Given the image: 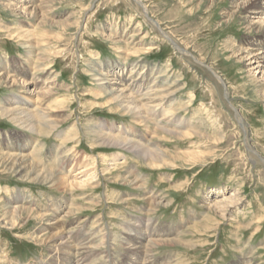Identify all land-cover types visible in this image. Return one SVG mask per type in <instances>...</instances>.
Returning <instances> with one entry per match:
<instances>
[{
    "label": "rangeland",
    "instance_id": "obj_1",
    "mask_svg": "<svg viewBox=\"0 0 264 264\" xmlns=\"http://www.w3.org/2000/svg\"><path fill=\"white\" fill-rule=\"evenodd\" d=\"M95 1L94 6H90L89 0H59L55 11L57 15L49 14L48 16L53 18L55 24L63 20L70 22V15L75 12L81 18L79 35L73 29L69 31L72 36L66 35V37L62 28L39 27L37 24L39 20L30 24L31 20H28L24 12H21L22 10H17L14 14L0 8V63L2 66L4 63L6 67L17 66L20 69V64L23 63L29 68L33 67L37 55L27 53L21 45L27 41H21L15 37L23 39L30 37L40 42L42 39L38 37L45 36L44 40H50L47 42L51 44L47 46L49 54L63 52V55L50 60L52 71L59 73L58 84H60L61 92L55 96V101L60 102L63 108V112L55 114V119L60 124L58 131H54L49 136H35L38 144L34 148L35 144L33 146L26 144L23 141L25 139L17 137L21 132L18 126L0 118V148L16 154H29L38 161L41 169L59 171L62 177L71 169L74 170L71 175L81 171V164H84V161L90 162L95 168L97 182L95 183L97 187L76 190L73 194H68L57 185L28 183L19 177L11 176L8 172L0 171V204L6 203L9 199L15 205L22 204V207H30L38 214L49 213L50 217H54L53 213L57 210L64 209L67 212L72 208L76 210L80 206L85 207L67 218L65 227L68 229L73 225L74 232L81 231L80 233L83 234L84 230L74 229L77 222H87L91 231L97 228L96 220L98 221V218L102 216L104 224L110 225L113 233H116L114 235L117 240L113 245L116 253L114 264H121L124 260L125 252L122 250L124 247L120 243L122 232L125 233L127 227H131L133 223H138L141 227L145 224L143 228H147L151 221H153L151 222L153 227L150 228H156L160 232H168L170 228L177 229L178 232H183L187 227L189 229H186V233L184 232L181 236L183 244L162 245L151 253L153 258L145 252L146 264H241L243 261L264 264V91L256 88L253 78L251 79L244 71L245 63L230 57L231 54L227 52V47L230 46L254 49L248 42H252L253 37L259 34L246 31L247 24L243 19L247 14L241 10L242 12L234 17V21L227 24L228 18H224V13L228 11L227 8H231L233 0H139L145 6H149L147 14L135 0ZM0 2L3 1L0 0ZM40 2V0H32L28 4L27 0L26 3L18 4V7L40 4ZM259 17L264 18L263 15ZM110 27L114 28L115 34L137 29L147 34L149 44L159 46L152 51H144L129 57L128 53L118 51L115 48L118 46H113L98 35L102 32L108 34ZM98 30L101 32L99 33ZM163 33H167L183 53L176 51ZM50 36L53 39H49ZM56 37L61 39L56 41ZM258 37L263 40L264 33ZM63 39L66 41L63 42ZM30 41L36 42L33 40L28 42ZM260 53H264V50ZM28 61L33 62L29 64ZM94 61L98 62L99 66L107 65L109 71H113L120 65L129 68L133 67V64H140L134 73L135 76H138L140 67L145 65L155 72L168 70L171 78H168L167 74L165 77L161 76L157 85L179 78L180 89L174 94L173 107H170L168 103L162 106L163 108H157L155 117L153 113L145 114V120L143 119V123L140 124L133 119L134 117L121 114V111L112 106L107 97L94 86L96 83L91 77ZM108 65L111 66L108 67ZM0 72L4 71L0 70ZM150 72L151 70L147 75L149 81L147 78L145 81L147 83L152 80ZM128 83L124 82L122 85L127 87ZM175 87L176 83L172 88L173 91L176 90ZM136 91L132 93L140 94L139 90ZM11 96L8 90L0 88V104H3L6 99H12ZM135 97L139 98V96ZM184 103H188V107H185ZM167 110L176 113L179 121L183 119L188 122V126L184 130L176 129L175 121L172 124H167L165 121L163 124H166V128L173 129L174 133L182 135L188 133L190 137L177 138L172 135L154 133L155 127L158 126L156 123H159ZM239 117L243 120L241 124ZM105 123H108L107 125L114 123L116 127L122 128L121 130L119 128L105 129L104 132L135 141L143 146L138 148L150 149L156 145L166 153L168 152L166 162L163 165L159 163V166H149L142 160L144 150L133 151L127 148L110 147L88 133L89 128H100ZM124 126L130 128L132 133H126L123 130ZM31 136L33 135H30V138ZM66 137L69 140L67 143L64 142ZM247 140L250 142L247 143ZM150 142H152L151 145ZM33 148L40 152H37L39 156L36 152H32ZM250 148L257 154L251 152ZM69 149L76 153L67 155L66 152ZM192 151L196 155L192 158L187 157L188 153H193ZM122 155L126 157L124 165L114 169L113 160L120 161L123 158ZM176 155H184L185 158L178 160L171 157ZM125 167L140 176L139 184L144 183V186L135 189L134 186L127 185L123 181L116 182L124 175ZM220 190L225 192L221 193ZM19 191L23 193V197L18 196ZM211 191H215L216 194H211ZM225 193L227 197L233 195L231 198L238 195L243 206L240 204L231 208L229 217L222 219L214 212L207 210L208 205L205 204ZM209 194L211 196L208 197ZM25 196H28L26 200ZM146 197L156 201L159 197L165 200L155 212L148 214L149 205ZM93 200L98 202L95 201L93 204ZM123 200L126 201L123 202ZM42 224L41 221L34 220L18 229L0 225V263L57 262V253L51 247L36 245L29 239L30 234ZM82 226L88 231L87 226ZM174 233L177 232L174 231ZM101 249L108 250L109 246ZM251 256L254 258L252 259Z\"/></svg>",
    "mask_w": 264,
    "mask_h": 264
},
{
    "label": "bare ground",
    "instance_id": "obj_2",
    "mask_svg": "<svg viewBox=\"0 0 264 264\" xmlns=\"http://www.w3.org/2000/svg\"><path fill=\"white\" fill-rule=\"evenodd\" d=\"M2 1L3 2H0V8L2 10H7V11H10L11 13H14V14L17 12V10H22L21 12H24V15H26L28 20H31V21H29L30 24L31 23L34 24L36 22V20H39L37 23L39 27L43 26V27H46L49 29H61L62 28V30H63L62 32L65 35V37H66V35L72 36V33H69V31H72L73 29L76 31V34L79 35V32H80L79 27H81V24H80L81 18H80V16L77 15V12L70 15V18H71L69 20L70 22L67 23V20L58 21V22H56L57 25L53 21L52 17H48L49 14L57 15V13H55V11L57 9V4H58L59 0H40L41 1L40 4H34V5H28L32 2V0H28V4L26 7H23L22 5L18 7V4H21L24 2L26 3L27 0H2ZM238 1H240V2H238ZM95 2H96L95 0H89L90 6L91 5L94 6ZM135 2L138 3V5L142 6L145 14H147V8L149 6H145L139 0H135ZM227 10L231 12L230 13V12L226 11L224 13V18H228V20L226 21L227 24H230L231 21H234L233 19L237 15V13L242 12L241 10H244L245 14H247L243 19V20H245V23L247 24V26L245 28L246 31L253 32V33L255 32L256 34H259L262 36V33H264V18H260L259 16L260 15L264 16V0H233V5L231 6V8H229V9L227 8ZM151 23L155 24V22H151ZM157 24H158V22H157ZM109 29H110L111 33L109 32L108 34H105L104 32H102L103 33L102 34V33H100L101 31L98 30V32L100 33L98 35H100V37L103 40H106L109 43H111L113 46L114 45L118 46V47H115L118 51H120V52L122 51V53L124 52L125 54L128 53L127 55L129 57L131 55H138L144 51H147V52L152 51L159 46V45L155 46L153 43L149 44L147 42V34L146 33L144 34L137 29H133L132 31H130V30L126 31L125 30V32L116 33V34L114 33L116 31L113 30L114 29L113 27H110ZM118 32H119V30H118ZM77 35H76V37H77ZM259 35H256L255 37L252 36L254 38L253 41L248 42L249 46L254 48L253 50H255L256 52L250 48L249 49H247V48L242 49V48H235V46L227 47V52H229V54H231L230 57H235L238 61H242L245 63V66H244L245 70L244 71H246V73L249 75V77H251V79L253 78L252 81L256 85V88L264 91V55H263L264 53H260V51L264 50V42H263L264 39L260 40V37H258ZM59 36H61V35H59ZM163 36L170 42V44L173 46V48L176 51L183 53V51L177 46V44L173 40H171L170 37H168L167 33L166 34L163 33ZM8 37L12 38L11 36H8ZM40 37H42V38H40ZM15 38H17V39L19 38V40H21V41L24 40L27 42L29 40L36 41L35 43H33L32 41H30V43L25 42V43H22L21 45L24 47L25 50H27V53H31V55H34V56L37 55V56L35 57V59H36L35 62H33V61L29 62L28 61L29 64H31V62H33V67L28 65V66H30V68L23 65V63L20 64V67H19L20 69H18L17 66L16 67H10V66L6 67L4 65V63H2L3 64V66H2L0 63V67H1L0 70L4 71L2 73L0 72L1 73L0 74V88L2 90H8V92L10 94H12V96H11L12 99H6L4 101V103H3V104H5L4 106H3V104H0V118L6 119L9 122H12L14 125L18 126L17 128L21 132L19 133V135L17 137L19 139H25L23 141H25L24 143H26V144H30L32 146L35 144L34 148H36L37 147L36 145L38 144V142H37L35 136H39V135L49 136L54 131H58V128L60 127L59 122L56 121V119H55L56 118L55 114L63 112V108L61 107L60 102L55 101V96L59 95L61 92L59 89L60 84H58L59 73H55L52 71V69L50 67L51 66L50 60H52L54 57H56L58 55H63V52H55V54H49V51L47 50V46L51 45V44L49 42H47L50 40H44L45 36H39L38 37L40 40L42 39V41H40V42H37V40L35 38H30V37H27L25 39H23L22 37H15ZM48 38L53 39L52 36H50ZM60 39L61 38L56 37L55 40L58 41ZM55 40H54V42H55ZM63 40H64L63 42L66 41V39H63ZM51 43H53V42H51ZM40 45L43 48L42 47L39 48L38 46H40ZM124 45L125 46L128 45V47L125 48ZM229 45H231V44H229ZM130 47H131V49H129ZM36 52H37V54H36ZM27 56H30V54H27ZM27 58H29V57H27ZM29 59H31V58H29ZM94 63L95 64L91 69L92 81L96 83L94 86L99 89L101 94H103L107 97V99L109 100V103L112 106L114 105L116 107V109L121 111V114L134 117L133 119L135 121H138V123L140 124V123H143V119L145 120V114L149 115V113H153L154 117H155V115L157 114L155 112L157 108H163L162 106L168 105V103H169L170 107H173L172 103H174V101H175L174 94L179 92L178 90L180 89V86H179L180 81H178L179 78L177 77L173 81L167 80L166 84L161 83L159 86L157 85L159 83L161 76L165 77L166 74L167 75L169 74L168 70L162 71L159 69L160 71L156 70V72H155V70L147 68V65H145V66L140 67V70H139L140 72L139 71L137 72L138 76H135L134 73H136L137 68L140 64L139 65H137V63H136V65L133 64V67H129V68H126V66L120 65L119 67H116L115 69H113V71H109L107 69L106 64H105L106 66H99L100 64L98 62L94 61ZM110 66L111 65H108V67H110ZM146 68H147V71H146ZM144 69H145V71H144ZM150 70H151L150 73H151L152 80L150 81V83H147L145 81L147 79L149 81V78H148L149 76H147V75L149 74L148 71H150ZM256 74L261 75V77L258 78ZM169 77L170 76L168 75V78ZM124 82H129L127 84V87H124L122 85ZM145 83L147 84V86L148 85H150V86L147 87ZM175 83H176V87L174 89H176V90L173 91L172 88L175 85ZM129 87L130 88L136 87V88L130 89ZM152 88H155V89L152 91L151 90ZM134 90L135 91L139 90L140 94H138V95L133 94L132 92ZM135 96H139V98H137ZM176 99H178V98H176ZM52 100H54V101H52ZM187 105H189V104L184 103L185 107H188ZM169 109H171V108H169ZM180 109H183V108H180ZM187 111H188V109H187ZM178 112H180V111H178ZM175 114L176 113H172L170 110H167L164 113L163 117L160 118L161 120H159V123H156V125H158V126L155 127L156 129H155L154 133H156V134L162 133V134H166V135H172V136H175L177 138L180 136L183 138L190 137L191 135H189L188 133L186 135L185 134L182 135L180 133H174L175 130L167 129L166 124H163V122H165V121H167V124H169V123L172 124L175 121L177 124V126L175 127L176 129L177 128L178 129L183 128V130L186 129V127L188 126L187 125L188 122L184 121L183 119L179 121L176 118L177 114L176 115ZM156 118H155V120H156ZM238 119H239L240 124H241V122L243 120L240 117ZM152 120H151V122H152ZM107 124L108 123L103 124V126L100 128H92V129L89 128L87 131L94 138H96L98 141L102 142V144H105L107 146L114 147V148H127L128 150H133V151L144 150V151H142L144 153V155H142V160L149 166H159V163H161V165H163L166 162L165 159L168 157V152L166 153V151L161 150V148L157 147L154 144H153L154 148L153 147L150 149L138 148V147H143V146H141L139 143H136L135 141L125 140L123 138H120L121 136L120 137L112 136L111 133L104 132L105 129L111 130V129H115V128L116 129L122 128V127H116L117 125H114V123H113V125H110V124L107 125ZM190 125H192L191 122H190ZM243 125L245 127V123ZM191 128H193V126H191ZM214 129L216 130V128H214ZM123 130L128 134L132 133L131 129L125 128V126L123 127ZM119 134H121V133H119ZM194 134H197V133H194ZM30 135H33V136H31V138H30ZM138 136H140V135H138ZM200 138H202V137H200ZM68 141L69 140L66 137L64 142L67 143ZM249 142H250V140H247V143H249ZM151 143L152 142H150L149 144L151 145ZM63 146H64V148H66L64 144H63ZM252 148H250L251 152H253L254 154L255 153L257 154V152H255V150H253ZM32 152L33 153L36 152V154H37V152H39V151L34 149ZM58 152H59V150H58ZM62 152H65V151H62ZM74 152L75 151H72L69 149V151L66 152V154L68 153L67 155L70 156ZM37 155H36V157H37ZM195 155L196 154H194V152L188 153L187 157L192 158V156H195ZM33 156H34V154H33ZM57 157H59V156H57ZM122 157L123 158L120 161H118L116 159L113 160L115 163V164H112V166H115L114 169H117L119 166L124 165V161H125L124 159L126 157H124L123 155H122ZM171 157L173 159H178V160L185 158L184 155H182V156L176 155V156H171ZM40 158H39V160H40ZM42 158L44 159V157H42ZM71 158L73 160V157H71ZM92 160H94V159H92ZM88 161H89V159H88ZM75 163H77V162H75ZM91 165L92 164H90V162L85 163V161H84V164H81V169L83 171L79 168L81 171H79V172L77 171L73 175H71V173L74 171L73 169H71L69 172H67V175H64L62 177V176H60L61 175L60 172L59 171L57 172L54 169H53L54 171H45L44 169H41L39 167L38 161H35L32 157L29 156V154L28 155L27 154H16L14 152L4 151L2 148H0V171L1 172H5V173L8 172L11 176H13L15 178L19 177L20 179L24 180V182H28V183L34 182V183H39L41 185L54 184V185L59 186L60 189L63 188V191L67 192L68 194H73L74 191H76V190H82V189L89 188V187L90 188L97 187V186H95L96 185L95 183H97L95 181V179H96L95 178L96 177L95 172H94L95 168L92 167ZM88 167H90V168H88ZM109 172H110V170H109ZM140 178L141 177L138 176L136 173L131 172L126 168L124 175L121 176L119 179H117L116 182H122L123 181V183H125L127 185H132V186H134L135 189H137V188H140L141 186H144V183L139 184ZM30 180H32V181H30ZM145 189L147 190L148 188H145ZM0 191H1V186H0ZM3 191H5V189ZM219 192L224 193L225 191L220 190ZM155 193H158V192H155ZM210 193L216 194L215 191H211ZM222 195L215 197V199L210 200V203L207 202L205 205H208L207 210L214 212L218 217H220L222 219H226L227 217H229V215L231 213V210H232L231 208H233L235 206H239L240 204H242L241 203L242 200L239 199L238 195L234 196L233 198H231L233 195L231 197L230 196L227 197L226 193L222 194ZM18 196L23 197V193L21 191H19ZM209 196H211V195L209 194L208 197ZM27 197L28 196H25L24 199L26 200ZM29 198H31V197H29ZM35 199H37V198H35ZM146 200H147V203L149 205L148 214L149 213L151 214L152 212H155L157 210V208L163 204V200H165V198L159 197V199H158L159 201L158 200L156 201V200H151V199L146 197ZM91 201H92V199H91ZM95 201H96V203L98 202L97 200H95ZM95 201L93 200L92 203L94 204ZM125 201L126 200H123V202H125ZM211 202L214 204H212ZM16 203H18V202H16ZM34 203H35V201H34ZM92 203H90V204H92ZM21 205H18V204L15 205L11 201H9V199H7L6 203L0 204V225H2L4 227H10L13 229H15V228L18 229L20 227L28 225L29 223H31L34 220H37L39 222L41 221V223H43V224L40 225V227L38 229H35V231L32 234H30L29 232L28 233L31 235V236H29V239L32 241V243H34L36 245L40 244V245H45V246L51 247V249L55 253H57V256L55 255L57 258L56 259L57 262L48 263V264H69V263H73V264H114L113 262L116 258L114 254H116V253L114 251L115 249L113 250V245L115 244V242L117 240V238L114 235L116 233H113V229L111 228L110 225L104 224V222H103L104 219H102V216H100L98 218V221L96 220V222L98 223V225H96L97 228L92 229L91 231H89V226L87 225V222L86 223L84 221H79V223L77 222L74 229L80 228V229L84 230L85 233L81 234L80 233L81 231H79V233L74 232L75 230L73 231V227H72L73 225L67 229L65 227L67 224V221H65V220L69 217H72L74 214H76L75 213L76 211L78 213V211L85 209V207H83V206L78 207L76 210H73V208L71 207L72 210H69L67 212H65L64 209H63V211L57 210L53 213L55 216L50 217L48 215L49 213L38 214L34 210L30 209V207L29 208L26 206L22 207ZM148 205H146V206H148ZM28 206H30V204ZM242 206H243V204H242ZM96 222H93V223H96ZM151 222H153V221H151ZM151 222L147 225V228H143V226H145V224H142V227H141V225H138V223L137 224L133 223L131 227H127V229L124 231L125 233L122 232V234H121L122 239H121L120 243H121V246L124 247V249L122 248V250L125 252V255H124V260L122 261L121 264H146L147 261H144L145 252H148L149 256L153 258V256H151V253H153L155 249H157L158 247H160L162 245L174 246V245H178V244H180V245L183 244L181 241L182 240L181 236L185 232L186 229L187 230L189 229V227H187L183 232L182 231L178 232L177 229L171 230V228H170V231H168V232H160L159 230L157 231L156 228H150L152 226ZM217 224H219V223H217ZM82 225L87 226L88 231L85 230L83 228L84 226H82ZM91 226H93V225H91ZM194 226H196V225H194ZM215 228H214V230H215ZM240 230H241V228H240ZM7 231H9V230H7ZM114 231H116V230H114ZM174 231H176L177 233L175 234ZM116 232H118V231H116ZM80 234L83 236L81 237ZM117 235H119V234H117ZM123 235H124V238H123ZM104 246H109V249L108 250H102L101 248ZM45 249H46V247H45ZM44 252H46V251H44ZM117 253H118V251H117ZM155 254H157V252H155ZM247 254L248 253H246V255ZM135 256L136 257L138 256V258H135ZM246 257H244V258H246ZM249 257H248V259H249ZM251 258H252V256H251ZM11 260H13V259H11ZM33 260H34V258H33ZM172 261H171V263H172ZM251 262L243 261L241 264H251ZM38 264H45V263L44 262L40 263V261H39Z\"/></svg>",
    "mask_w": 264,
    "mask_h": 264
},
{
    "label": "crops",
    "instance_id": "obj_3",
    "mask_svg": "<svg viewBox=\"0 0 264 264\" xmlns=\"http://www.w3.org/2000/svg\"><path fill=\"white\" fill-rule=\"evenodd\" d=\"M22 57V56H21Z\"/></svg>",
    "mask_w": 264,
    "mask_h": 264
}]
</instances>
